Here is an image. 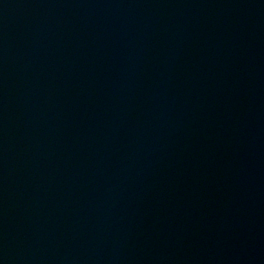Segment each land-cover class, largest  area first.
Listing matches in <instances>:
<instances>
[{"label":"water","instance_id":"95a60500","mask_svg":"<svg viewBox=\"0 0 264 264\" xmlns=\"http://www.w3.org/2000/svg\"><path fill=\"white\" fill-rule=\"evenodd\" d=\"M0 264H264V0H0Z\"/></svg>","mask_w":264,"mask_h":264}]
</instances>
